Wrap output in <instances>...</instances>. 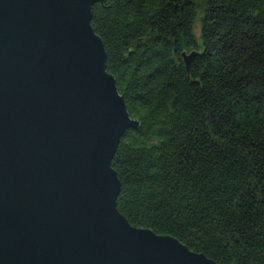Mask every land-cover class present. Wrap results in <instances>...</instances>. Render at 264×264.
I'll use <instances>...</instances> for the list:
<instances>
[{"label":"trees","instance_id":"trees-1","mask_svg":"<svg viewBox=\"0 0 264 264\" xmlns=\"http://www.w3.org/2000/svg\"><path fill=\"white\" fill-rule=\"evenodd\" d=\"M90 26L138 124L110 165L119 215L214 264H264V0H104Z\"/></svg>","mask_w":264,"mask_h":264},{"label":"water","instance_id":"water-1","mask_svg":"<svg viewBox=\"0 0 264 264\" xmlns=\"http://www.w3.org/2000/svg\"><path fill=\"white\" fill-rule=\"evenodd\" d=\"M103 1L0 0V264H214L116 210L138 124L90 26Z\"/></svg>","mask_w":264,"mask_h":264}]
</instances>
